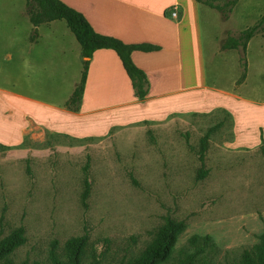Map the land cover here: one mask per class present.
<instances>
[{"label": "rangeland", "instance_id": "1", "mask_svg": "<svg viewBox=\"0 0 264 264\" xmlns=\"http://www.w3.org/2000/svg\"><path fill=\"white\" fill-rule=\"evenodd\" d=\"M215 11L203 16L216 36L224 29L221 45L253 26L252 37H264V0ZM236 54L244 60L240 49ZM226 115L220 109L173 113L102 136L33 128L21 144L0 145V238L17 228L24 237L9 259L49 264L50 250L63 259L65 241L84 236L82 263L126 264L168 216L184 226L175 249L192 235H207L214 264L232 261L264 231V159L258 147L225 149L232 137ZM207 131L206 173L198 179L199 140Z\"/></svg>", "mask_w": 264, "mask_h": 264}, {"label": "crops", "instance_id": "2", "mask_svg": "<svg viewBox=\"0 0 264 264\" xmlns=\"http://www.w3.org/2000/svg\"><path fill=\"white\" fill-rule=\"evenodd\" d=\"M59 1L99 35L157 47L130 54L144 74L145 97H135L115 53L98 49L88 59L78 110H67L64 104L80 79L79 44L62 20L39 24L36 40L28 41L25 0H0V145L21 144L33 128L102 136L131 122L211 109L231 118L225 149L264 143V37L248 39L240 61L238 49L222 48L224 29L216 36L203 16L217 12L194 0Z\"/></svg>", "mask_w": 264, "mask_h": 264}, {"label": "trees", "instance_id": "3", "mask_svg": "<svg viewBox=\"0 0 264 264\" xmlns=\"http://www.w3.org/2000/svg\"><path fill=\"white\" fill-rule=\"evenodd\" d=\"M197 3L209 8L221 11L222 8L232 6L238 0H194ZM222 2L221 4H219ZM25 12L32 26L29 41L36 40V28L41 23L53 20H62L68 30L72 33L80 47L81 73L77 86L65 102L67 110L77 111L83 91L88 59L91 54L98 49H110L119 59L121 66L130 81L134 95L141 100L146 94V80L144 74L132 63L130 54L133 51L150 52L157 47L150 44H124L121 41L104 35L95 33L84 17L74 9L66 6L59 0H25ZM264 22V13L260 18ZM256 28L250 27L235 39H227L222 48L240 49L244 55L245 44L252 37ZM221 110V109H220ZM226 116L228 113L221 110ZM208 131L199 140V162L200 169L197 175L201 179L206 171L202 170L203 156L206 150ZM258 150L264 159V143L261 141ZM88 194V185L84 179V190L82 199ZM184 226L181 221L166 216L163 222L157 227L149 243L136 256L129 259L126 264H214L213 244L209 236L192 235L187 238L185 244L175 249L174 244ZM24 242L21 228L10 231L6 236L0 238V264H14L10 259V254ZM85 237H73L65 241L63 259H58L52 250L49 251V264H100L97 261L82 263V252L85 247ZM37 264V263H35ZM224 264H264V231L259 235L258 241L251 247L243 249L236 258Z\"/></svg>", "mask_w": 264, "mask_h": 264}, {"label": "built area", "instance_id": "4", "mask_svg": "<svg viewBox=\"0 0 264 264\" xmlns=\"http://www.w3.org/2000/svg\"><path fill=\"white\" fill-rule=\"evenodd\" d=\"M169 15L172 18H176L177 14H176L175 8H171V11L169 12Z\"/></svg>", "mask_w": 264, "mask_h": 264}]
</instances>
